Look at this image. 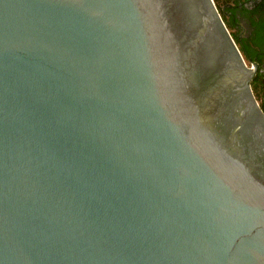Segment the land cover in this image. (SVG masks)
Here are the masks:
<instances>
[{
	"label": "water",
	"instance_id": "1",
	"mask_svg": "<svg viewBox=\"0 0 264 264\" xmlns=\"http://www.w3.org/2000/svg\"><path fill=\"white\" fill-rule=\"evenodd\" d=\"M213 0H0V264H264V111Z\"/></svg>",
	"mask_w": 264,
	"mask_h": 264
},
{
	"label": "trees",
	"instance_id": "2",
	"mask_svg": "<svg viewBox=\"0 0 264 264\" xmlns=\"http://www.w3.org/2000/svg\"><path fill=\"white\" fill-rule=\"evenodd\" d=\"M243 56L258 70L251 80L255 95L264 96V0H213ZM241 18L245 21L241 22ZM264 111V102L260 103Z\"/></svg>",
	"mask_w": 264,
	"mask_h": 264
},
{
	"label": "flooded vegetation",
	"instance_id": "3",
	"mask_svg": "<svg viewBox=\"0 0 264 264\" xmlns=\"http://www.w3.org/2000/svg\"><path fill=\"white\" fill-rule=\"evenodd\" d=\"M245 20L243 18H241V22H244ZM261 70H264V64L261 65ZM264 102V96L261 99V103Z\"/></svg>",
	"mask_w": 264,
	"mask_h": 264
},
{
	"label": "rangeland",
	"instance_id": "4",
	"mask_svg": "<svg viewBox=\"0 0 264 264\" xmlns=\"http://www.w3.org/2000/svg\"><path fill=\"white\" fill-rule=\"evenodd\" d=\"M255 97H256L257 101L259 102V104H260L262 97H260V95H255Z\"/></svg>",
	"mask_w": 264,
	"mask_h": 264
}]
</instances>
